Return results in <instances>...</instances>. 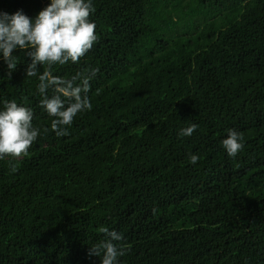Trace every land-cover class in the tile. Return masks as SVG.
I'll return each mask as SVG.
<instances>
[{
  "label": "trees",
  "instance_id": "obj_1",
  "mask_svg": "<svg viewBox=\"0 0 264 264\" xmlns=\"http://www.w3.org/2000/svg\"><path fill=\"white\" fill-rule=\"evenodd\" d=\"M93 2L97 41L52 69H98L68 135L50 130L26 53L10 77L0 61V107H31L42 129L27 157L0 160V264H100L102 228L124 235L121 264H264V0Z\"/></svg>",
  "mask_w": 264,
  "mask_h": 264
},
{
  "label": "clouds",
  "instance_id": "obj_2",
  "mask_svg": "<svg viewBox=\"0 0 264 264\" xmlns=\"http://www.w3.org/2000/svg\"><path fill=\"white\" fill-rule=\"evenodd\" d=\"M94 13L93 0H49L34 17L23 10L12 14L0 11V61L6 64L10 77L18 65V55L14 52L26 53L29 58L26 77L38 79L36 91L41 97L40 107L51 118L50 130L58 137L68 135L75 118L92 109L90 81L98 69L77 72L67 79L53 74L52 69L57 65L78 64L93 47L98 39L96 24L90 19V14ZM41 68L46 70L41 71ZM34 119L31 107L15 100L2 102L0 160H17L29 155V149L42 134V129L33 123ZM197 127L193 123L182 128L178 135L190 137ZM221 146L227 156L235 158L244 148L243 135L228 129ZM198 161L197 154H189L192 165ZM101 232L103 239L89 248V255L99 258L100 264H121V257L126 254L122 244L124 235L107 228H102Z\"/></svg>",
  "mask_w": 264,
  "mask_h": 264
}]
</instances>
